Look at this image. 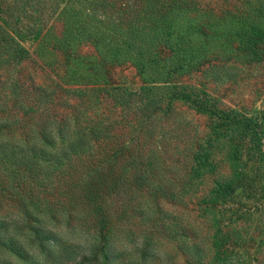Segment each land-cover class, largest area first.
Wrapping results in <instances>:
<instances>
[{
  "label": "rangeland",
  "instance_id": "obj_1",
  "mask_svg": "<svg viewBox=\"0 0 264 264\" xmlns=\"http://www.w3.org/2000/svg\"><path fill=\"white\" fill-rule=\"evenodd\" d=\"M67 1L0 0V140H20L25 132L30 137L27 144L58 153L70 142H62L58 125L72 129L75 112L81 111L85 125L102 122L97 125L100 140L91 144L109 141L107 148L112 143L122 150L115 168L126 170L119 187L103 197L101 212L81 190L85 171L77 166L71 171L68 166L69 162L81 165L78 160H65L60 172L53 163H41L43 184L19 199L6 196L12 188L0 173L4 185L0 187V264H264V0H197L200 8L230 12L225 31L235 44L241 28L238 21L244 16L249 23L243 31L250 42L248 51L239 56L233 46L227 62L206 65L183 78L191 88L157 80L155 96L163 109L153 114L143 110L145 82L130 63H107L109 91L104 88L91 103L67 95L57 85L55 74L42 62L50 53L62 52L55 38L63 35L61 11ZM135 3L127 0L126 6ZM99 13L110 24L117 14L110 7ZM93 39L87 37L79 47L85 63L104 58V49L97 48ZM20 48L26 51L23 55ZM91 83H73V88L82 87L93 95L104 86ZM33 85L52 92L53 102L36 106ZM184 89L215 105L216 112L199 111L194 103L173 98V93ZM122 96L128 97L126 101ZM231 120L250 124L242 128ZM42 130L52 134L55 146L43 145ZM201 152L209 156L214 172L197 185L189 180L187 163ZM222 176L232 178L234 187L217 202L200 200ZM20 177L24 179L23 174ZM162 185L166 193L181 195L182 202L169 199L164 191L154 192ZM169 223L185 235L171 239L164 229ZM74 226L87 230L95 243L88 248L69 244L63 235ZM35 227L49 230L56 239L38 240ZM5 236L13 237L28 257L13 251Z\"/></svg>",
  "mask_w": 264,
  "mask_h": 264
},
{
  "label": "trees",
  "instance_id": "obj_2",
  "mask_svg": "<svg viewBox=\"0 0 264 264\" xmlns=\"http://www.w3.org/2000/svg\"><path fill=\"white\" fill-rule=\"evenodd\" d=\"M134 1L136 2L134 5L129 4L128 6H126L127 0L67 1V5L61 11L64 18L63 35L55 38L62 52L50 53V58L42 62L43 66L55 74L54 79L58 80L57 85H62L67 95H77L83 103L96 101L102 90L109 84L110 72L106 70L107 63L112 62L111 65L130 63L139 69L145 82L143 94L146 101L143 103V110L153 114L163 109V104L155 96L157 80L168 86L178 81L177 87L191 88L192 85H185L182 79L185 80V77L199 73L206 65L210 66L212 63L216 64L221 61L227 62L231 58L230 52L233 51V46L238 50L239 56L241 52H245L241 56H246L248 51L246 44L250 42L247 34L243 32L244 27L249 24L244 16L238 21L241 28L235 35L238 40L235 44L229 37L230 34L227 36L225 31L230 23V12L225 9L216 10L210 6L200 8L201 3L197 0ZM109 7L117 13L113 24L107 23L99 13ZM222 27L225 28L222 29ZM86 36L90 39L94 38L97 48L104 49V58L100 60L101 62H84L85 54L79 47L87 39ZM43 45L44 43L41 48ZM24 50L20 48L22 55L26 52ZM41 54L44 57L47 55L45 50L41 51ZM91 82L104 86H99L93 95L87 93L82 87L73 88V83L88 85L92 84ZM36 90L37 95L35 93L32 96L34 99L32 101L36 106L53 102V93L47 88L33 85L32 92ZM106 90L109 91L108 88ZM29 94L27 92V95ZM194 95H196L195 91L191 90L188 93L184 89L173 93L172 96L173 98H184L191 104L194 103L199 111L210 114L216 112L215 105L212 107L209 102L197 100ZM122 98L125 100L128 97L122 96ZM80 112H75L72 129L58 125L57 129L62 142L65 144L70 140L68 149H62L58 153H53L45 147L27 144L30 137L25 132L20 136V140L13 137L0 140V173L5 175L4 184L9 187V190L12 188L9 194L6 193L7 197L31 196L43 184L39 177L43 163H53L54 167L56 165L55 170L60 172L65 160H78L81 165L69 162L68 166L71 171L74 170V166L85 171L86 179L81 188L83 195L86 200L89 199L95 205L98 212L103 210V197L118 188L124 176L125 166L115 168L116 159L121 157L123 151L115 148L112 143L107 148L109 141L105 145L99 144L96 147L91 144V140L95 143L100 140L101 128L97 125L102 122L99 120L91 123L86 121L85 125L80 120ZM234 123L242 128L243 125L248 127L250 124L249 120H235ZM41 139L43 145L55 146L54 137L47 130H42ZM103 163L104 167H102ZM208 165L211 167L203 170ZM187 168H189V180L193 183L195 181L197 185H200L199 182L206 178L209 171L214 172L209 156L204 152L195 154L194 159L187 163ZM53 171L52 169L51 173ZM21 174L24 175V179L20 177ZM216 184L208 193L201 196L200 200L217 202L220 196H225L224 194L234 187L232 178L226 176H222ZM1 186L4 187V185ZM163 191L169 199L182 202L181 195L172 191L166 193L163 185L157 186L154 192ZM164 229L174 240L185 235L183 231L175 229L172 223L164 226ZM34 233L38 240L56 239L54 233L41 227H35ZM4 238L7 239L4 242L19 256L28 257L27 252L13 237L5 236ZM179 246L183 252H186L184 245Z\"/></svg>",
  "mask_w": 264,
  "mask_h": 264
},
{
  "label": "clouds",
  "instance_id": "obj_3",
  "mask_svg": "<svg viewBox=\"0 0 264 264\" xmlns=\"http://www.w3.org/2000/svg\"><path fill=\"white\" fill-rule=\"evenodd\" d=\"M63 239L69 244L79 245L83 248H88L91 244L95 243L88 231L80 226H74L72 231L66 230Z\"/></svg>",
  "mask_w": 264,
  "mask_h": 264
}]
</instances>
